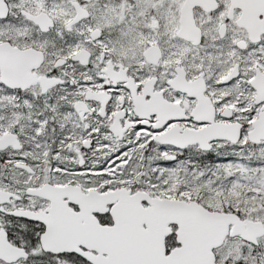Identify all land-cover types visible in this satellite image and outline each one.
<instances>
[{"label":"snow or ice","instance_id":"1","mask_svg":"<svg viewBox=\"0 0 264 264\" xmlns=\"http://www.w3.org/2000/svg\"><path fill=\"white\" fill-rule=\"evenodd\" d=\"M0 264H264V0H0Z\"/></svg>","mask_w":264,"mask_h":264}]
</instances>
